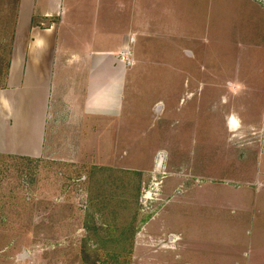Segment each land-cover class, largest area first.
<instances>
[{"label": "rangeland", "instance_id": "rangeland-1", "mask_svg": "<svg viewBox=\"0 0 264 264\" xmlns=\"http://www.w3.org/2000/svg\"><path fill=\"white\" fill-rule=\"evenodd\" d=\"M170 52L127 69L121 124L0 157V264H264L260 81Z\"/></svg>", "mask_w": 264, "mask_h": 264}, {"label": "crops", "instance_id": "crops-1", "mask_svg": "<svg viewBox=\"0 0 264 264\" xmlns=\"http://www.w3.org/2000/svg\"><path fill=\"white\" fill-rule=\"evenodd\" d=\"M171 49L264 96V0H0V157L69 156L58 143L121 124L127 69Z\"/></svg>", "mask_w": 264, "mask_h": 264}, {"label": "water", "instance_id": "water-1", "mask_svg": "<svg viewBox=\"0 0 264 264\" xmlns=\"http://www.w3.org/2000/svg\"><path fill=\"white\" fill-rule=\"evenodd\" d=\"M159 110H160V107H159V105H158V106L156 107V109H155V112L158 113Z\"/></svg>", "mask_w": 264, "mask_h": 264}, {"label": "bare ground", "instance_id": "bare-ground-1", "mask_svg": "<svg viewBox=\"0 0 264 264\" xmlns=\"http://www.w3.org/2000/svg\"><path fill=\"white\" fill-rule=\"evenodd\" d=\"M161 162H162V159L161 157H159L158 163L160 164Z\"/></svg>", "mask_w": 264, "mask_h": 264}, {"label": "built area", "instance_id": "built-area-1", "mask_svg": "<svg viewBox=\"0 0 264 264\" xmlns=\"http://www.w3.org/2000/svg\"><path fill=\"white\" fill-rule=\"evenodd\" d=\"M122 60H124V58L122 57Z\"/></svg>", "mask_w": 264, "mask_h": 264}]
</instances>
